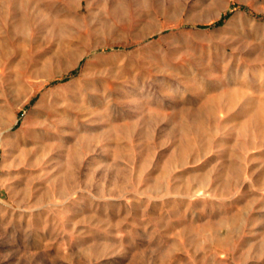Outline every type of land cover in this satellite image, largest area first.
I'll list each match as a JSON object with an SVG mask.
<instances>
[{"label":"rangeland","instance_id":"rangeland-1","mask_svg":"<svg viewBox=\"0 0 264 264\" xmlns=\"http://www.w3.org/2000/svg\"><path fill=\"white\" fill-rule=\"evenodd\" d=\"M0 264H264V0H0Z\"/></svg>","mask_w":264,"mask_h":264}]
</instances>
